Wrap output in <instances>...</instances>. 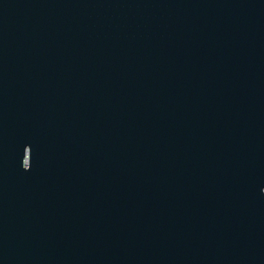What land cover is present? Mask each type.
<instances>
[{
  "label": "water",
  "instance_id": "water-1",
  "mask_svg": "<svg viewBox=\"0 0 264 264\" xmlns=\"http://www.w3.org/2000/svg\"><path fill=\"white\" fill-rule=\"evenodd\" d=\"M0 264H264V0H0Z\"/></svg>",
  "mask_w": 264,
  "mask_h": 264
}]
</instances>
